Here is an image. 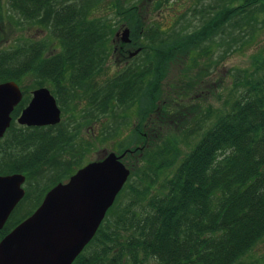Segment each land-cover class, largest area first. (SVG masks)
Returning <instances> with one entry per match:
<instances>
[{"label": "trees", "instance_id": "trees-1", "mask_svg": "<svg viewBox=\"0 0 264 264\" xmlns=\"http://www.w3.org/2000/svg\"><path fill=\"white\" fill-rule=\"evenodd\" d=\"M14 1L24 17H50L52 33L62 47L52 55H46V47L37 42L28 48L20 45L0 52V82L15 80L21 84L30 74L38 79L36 87L48 82L57 87L69 80L73 87L86 85L94 106L105 100L103 111L112 104L125 105L141 97L146 75L155 74L156 80H161L164 63L180 57L182 44L188 54L193 53L203 42L225 35L229 20L236 27H254L264 12V0H233L234 8L228 5L223 11L201 9L197 14L193 10V15L204 17L194 32L164 36L160 28L145 29L134 6L123 8L117 14L129 21L137 34L134 42L146 40L132 59L144 55L147 63L141 67L134 61L114 79L95 86L91 85L92 78L104 67L112 28L103 19L90 18L91 2L60 1L53 8L58 0ZM153 51L157 60L151 59ZM193 59L197 63L199 57ZM199 80L197 76L186 83L185 96L199 89ZM233 89L238 93L202 133L199 128L203 129L205 118H197L191 131H198L200 136L183 154L180 132L166 135L160 127L153 128L156 141L148 136L143 140L147 146L142 166L131 171L92 238L86 256L89 261L83 255L75 264H243L242 258L264 237V55L255 59L251 69L236 71ZM23 107L21 102L0 139V174L24 173L27 181H32L29 187L25 184V192L44 194L83 166L85 151L61 161L57 155L63 146L74 147L75 133L66 138L58 129L52 134L56 126L15 129L14 120ZM182 111L179 113L186 116L191 111V117L200 112L196 104L184 105ZM118 147L120 154L132 151L129 143ZM46 165L54 174L42 184L37 175Z\"/></svg>", "mask_w": 264, "mask_h": 264}, {"label": "rangeland", "instance_id": "rangeland-1", "mask_svg": "<svg viewBox=\"0 0 264 264\" xmlns=\"http://www.w3.org/2000/svg\"><path fill=\"white\" fill-rule=\"evenodd\" d=\"M60 1L86 2V0H58L53 4V8L58 6ZM89 1L91 2L88 9L90 18L103 19L107 22L106 25L112 28V34L107 42L108 52L104 67L92 78L91 85L95 86L104 85L108 80L114 79L134 61H138L137 63L143 67L148 60L144 58V55L136 60L130 57V52L142 46L146 40L140 38L138 39L140 41L134 44L133 41L137 34L135 35L132 31L129 21L118 15L117 11L134 6V13L141 17L145 23V29L154 26L162 29L164 36H168L174 32L186 35L202 26L204 17L197 15L201 9H213L214 12H219L228 5H233L231 4L233 0ZM234 4L238 3L234 2ZM193 10H196L197 14L193 15V12H196ZM20 12L14 0H0V52L11 51L20 45L28 48L29 44L35 42L46 47V55L60 51L61 42L52 33L50 17L45 18L43 14H40L38 18L33 19L31 15L24 17ZM48 14H51L50 11ZM263 19L264 12L259 14V22H255L256 26L246 25L242 28L231 25L229 20L226 23L225 35H217L214 40L203 42L200 48L194 49V52L190 54L186 52V45L182 44V49L179 51L180 57L167 65L164 63L161 69V80H156L155 74L146 75L143 88L139 91V95L142 92L143 94L141 97L138 96L133 103L120 106L112 104L109 110L103 111L102 107L106 106L105 100L100 106H94L88 98L86 85L73 87L68 80L56 87L48 82L45 86L51 90L56 99L58 96L60 103L58 99L57 102L61 109V121L53 125L57 129L52 131V134L57 133L58 129L66 138L71 134H76L73 140L74 147L63 146L60 149V155H57L58 158L61 161L71 160L77 153L85 151L82 157V165H84L89 160L95 161L105 157L111 151L118 153L119 144L129 143L132 151L125 156L123 161L131 168V171H134L143 163L142 159L145 154L142 157V153L147 146L143 144V140L148 136L150 141H156L153 129L156 126L160 127L166 135L180 132L179 137L183 141L181 143L182 154L189 151L200 136L198 131L194 133L191 131L197 118H205L202 123L203 129L199 128L202 133L211 126L218 113L227 107L226 102L231 99V96L238 93L233 89L236 82V71L251 69L255 59L264 55ZM126 27L130 28V38L133 44L127 45L129 50L123 54L118 51L120 49L118 46H120L122 31ZM118 32L121 33L119 36ZM155 46L158 47V44ZM27 51L29 52V49ZM155 54L153 51L151 59L157 60L158 56ZM195 55L199 57L197 63L193 61ZM159 64L161 65L160 62ZM140 66L138 65L139 69ZM197 76L198 78L200 76L196 84L199 89L192 90L188 97L185 96L183 87L190 79ZM21 84L24 90L21 102L26 106L32 99V90L39 82L34 75L30 74ZM138 85L141 84L138 83ZM54 91L58 93L55 94ZM181 94L183 96L180 98ZM171 99L172 104L169 103ZM188 101L192 102L191 105H199L200 112L196 117H191V111L187 112L188 116L179 113L184 111H182V106L191 107ZM166 110L172 111V114H165ZM13 126L18 129L20 125L14 122ZM186 130L191 133L190 136H185L183 131ZM55 160L57 161V158ZM53 174L54 171L46 165L44 170L42 169L37 175V179L43 184ZM31 183L32 181H27L26 184L29 187ZM241 262L243 264H264V237L242 258ZM151 264L154 263L151 262Z\"/></svg>", "mask_w": 264, "mask_h": 264}, {"label": "water", "instance_id": "water-1", "mask_svg": "<svg viewBox=\"0 0 264 264\" xmlns=\"http://www.w3.org/2000/svg\"><path fill=\"white\" fill-rule=\"evenodd\" d=\"M121 40L131 41L129 27L122 31ZM140 51L141 47L130 52V57ZM22 99L17 81L0 82V138L10 127L12 113ZM60 121L61 109L46 86L33 91L31 101L18 117V122L27 126L55 125ZM128 151H111L52 187L41 206L0 241V264H72L95 236L128 181L131 168L123 161ZM25 180V174L20 172L0 174V230L24 197Z\"/></svg>", "mask_w": 264, "mask_h": 264}, {"label": "flooded vegetation", "instance_id": "flooded-vegetation-1", "mask_svg": "<svg viewBox=\"0 0 264 264\" xmlns=\"http://www.w3.org/2000/svg\"><path fill=\"white\" fill-rule=\"evenodd\" d=\"M38 43V42H37ZM132 43V40L130 41V42H126V43H124L122 40L120 41V46H118V48H120L118 51L119 52H122L123 54H125L126 52H128V46L127 45H129V44H131ZM133 43L135 44L136 42H134L133 41ZM132 43V44H133ZM137 48H139V47H137ZM136 56V55H135ZM134 57V56H133ZM133 57H131V58H133ZM19 85H20V87H21V85L22 84H20L19 83ZM39 87H42V86H38V87H35V89H37V88H39ZM21 89H22V91H23V97H24V90H23V88L21 87ZM35 89H33L32 90V92H31V98L33 97V91L35 90ZM20 104V103H19ZM19 104L15 107V110L17 109V107L19 106ZM27 106V105H26ZM26 106H24L21 110H20V112H19V114L16 116V118H15V122H17L20 126H23V127H35V126H27V125H23V124H20L19 122H18V117L20 116V114H21V112H22V110L26 107ZM15 110L13 111V113H12V117H13V114L15 113ZM12 122H13V119H12ZM12 124V123H11ZM48 126H53V125H47V126H37V127H48ZM118 154H120V153H118ZM104 157H102V158H100V159H103ZM99 159V160H100ZM91 160H89L88 162H90ZM87 162V163H88ZM86 163V164H87ZM85 165V164H84ZM83 165V166H84ZM82 166V167H83ZM81 168V167H80ZM79 169V168H78ZM77 169V170H78ZM76 170V171H77ZM75 171V172H76ZM74 172V173H75ZM21 173V172H20ZM73 173V174H74ZM24 174V173H23ZM72 174V175H73ZM2 175H4V174H2ZM26 176V175H25ZM71 177V176H70ZM26 180H27V176H26ZM67 181V180H66ZM62 182H65V181H62ZM57 183H59V182H57ZM56 183V184H57ZM25 184H26V181H25V183L23 184V186L25 187ZM55 184V185H56ZM49 191V190H48ZM47 191V192H48ZM47 192H45L44 194H39V193H36V192H31V193H29V194H27L26 192H25V195H24V197L17 203V205L15 206V208L13 209V211L11 212V214L9 215V217L7 218V220H6V222H5V224H4V226H3V228L0 230V241L8 234V233H10L17 225H19L21 222H23L25 219H27L28 217H30L40 206H41V204L43 203V201H44V198H45V196H46V194H47ZM107 215V214H106ZM105 219H106V216H105V218L103 219V221H102V223L100 224V226L104 223V221H105ZM100 226H99V228H100ZM99 228H98V230H99ZM97 230V231H98ZM97 233V232H96ZM91 242V241H90ZM90 242L88 243V244H86L85 246H84V248L82 249V251L79 253V255L75 258V260L73 261V263L72 264H75L76 263V261H77V259L79 258V257H82L83 255H84V257H85V260L88 262L89 261V259L87 258L88 257V255H89V253H90ZM87 256V257H86Z\"/></svg>", "mask_w": 264, "mask_h": 264}, {"label": "bare ground", "instance_id": "bare-ground-1", "mask_svg": "<svg viewBox=\"0 0 264 264\" xmlns=\"http://www.w3.org/2000/svg\"><path fill=\"white\" fill-rule=\"evenodd\" d=\"M126 164V163H125ZM131 175V174H130ZM129 179V178H128Z\"/></svg>", "mask_w": 264, "mask_h": 264}]
</instances>
